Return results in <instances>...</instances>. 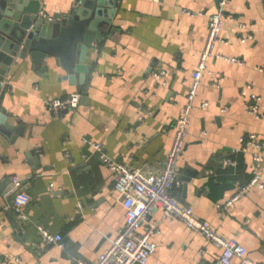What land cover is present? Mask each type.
Instances as JSON below:
<instances>
[{"label": "crops", "instance_id": "obj_1", "mask_svg": "<svg viewBox=\"0 0 264 264\" xmlns=\"http://www.w3.org/2000/svg\"><path fill=\"white\" fill-rule=\"evenodd\" d=\"M34 1L39 16L51 19L71 14L77 2ZM106 4L112 5L111 27L88 52L81 93L80 84L71 85L54 61L39 70L30 59L17 58L4 81L2 103L14 133L0 131V261L94 264L109 250L125 225V210L113 172L83 140L103 145L111 158L146 175L161 174L168 158L217 0ZM227 13L232 19L223 25L193 103L173 196L264 264V189L251 188L223 209L252 179V160L240 153L241 139L254 135L264 141V120L248 114L241 96L247 90L259 97L264 115V0H228ZM248 34L253 38L241 42ZM161 69L168 72L164 81L154 76ZM71 94L82 97L76 110L60 117L48 111L47 102ZM224 160L236 165L225 167ZM260 176L264 184V163ZM14 177L31 199L25 221L11 207ZM150 223L159 234L147 264H216L221 255L204 236L178 220H163L161 212ZM39 227L61 235L66 248L43 244Z\"/></svg>", "mask_w": 264, "mask_h": 264}, {"label": "built area", "instance_id": "obj_2", "mask_svg": "<svg viewBox=\"0 0 264 264\" xmlns=\"http://www.w3.org/2000/svg\"><path fill=\"white\" fill-rule=\"evenodd\" d=\"M159 2V0H153ZM218 8L216 14L209 18V34L204 51L200 56L197 70L192 75V84L187 95V104L178 117L175 124V137L168 158L163 166L161 174L146 175L139 170H133L111 158L103 145L83 140V143L90 146L93 154L102 166L113 172L114 191L118 194L121 205L125 210V225L120 229L117 237L112 241L111 247L101 254L94 264H147L156 252V244L153 238L159 234V227L151 225L150 218L156 212H161L162 219H175L184 223L190 230L204 236L207 241L221 250V255L216 264H257L248 257L246 248L234 239H224L210 224L198 219L192 208L181 206L173 196V187L177 181L176 166L179 156L186 146V137L190 122V114L193 103L197 96L202 78L206 72V62L213 56V48L216 43L222 41L221 32L227 19H232L227 13L228 0H217ZM189 15H192L188 13ZM40 18L46 21H53L44 14ZM241 29L245 26L240 25ZM253 37H241V42L245 43ZM222 60L225 58L221 57ZM236 62L235 60H230ZM168 72L158 70L155 78L164 81ZM250 89V88H248ZM241 96L246 100L247 112L249 115L264 120L259 109L260 98L247 90L241 92ZM80 94H71L56 100L47 102L48 111L55 117H60L66 111L76 110L81 104ZM206 107V104L202 106ZM242 147L240 153L251 157L253 170L252 179L249 184L240 189L232 199L223 206L229 209L242 195L251 188L263 190L264 184L261 182L260 167L264 163V141L254 135L241 139ZM223 166H235L236 162L224 160ZM23 183L20 179L12 178V192L14 197L11 207L16 216L25 221L27 218L25 211L30 204L29 195L22 190ZM221 208V206H218ZM41 241L48 246H58L60 249L66 248V243L61 235H52L42 227L38 228ZM0 264H9L6 260H1ZM77 264H87L78 262Z\"/></svg>", "mask_w": 264, "mask_h": 264}, {"label": "water", "instance_id": "obj_3", "mask_svg": "<svg viewBox=\"0 0 264 264\" xmlns=\"http://www.w3.org/2000/svg\"><path fill=\"white\" fill-rule=\"evenodd\" d=\"M110 4L107 5L106 0H77L71 14L57 15L53 21H46L40 18V6L34 0H0L1 132L7 136L14 133L2 102L6 94L3 84L16 59H30L39 70H48V65L54 61L69 74L71 85L80 84L79 92H82L80 86L89 70L86 67L88 52L103 40L111 27Z\"/></svg>", "mask_w": 264, "mask_h": 264}]
</instances>
